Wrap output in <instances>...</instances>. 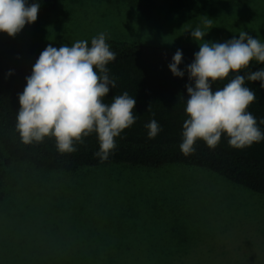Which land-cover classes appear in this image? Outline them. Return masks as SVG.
Instances as JSON below:
<instances>
[{"label": "rangeland", "instance_id": "374dc122", "mask_svg": "<svg viewBox=\"0 0 264 264\" xmlns=\"http://www.w3.org/2000/svg\"><path fill=\"white\" fill-rule=\"evenodd\" d=\"M197 26L201 41L190 35ZM241 31L264 43V0H62L15 37L0 32V49L72 46L101 32L106 40L199 48ZM5 171L0 264H79L97 250L81 247L87 242L175 255L163 264H264V195L206 169L120 165L66 174L19 162Z\"/></svg>", "mask_w": 264, "mask_h": 264}, {"label": "clouds", "instance_id": "9594fccd", "mask_svg": "<svg viewBox=\"0 0 264 264\" xmlns=\"http://www.w3.org/2000/svg\"><path fill=\"white\" fill-rule=\"evenodd\" d=\"M39 9L38 3L29 4L28 0H0V32L15 37L27 24L37 21ZM204 23L211 24V20ZM190 35L201 41L206 33L197 26ZM194 56L186 67L190 82L186 85L187 119L183 123L181 152L185 156L194 153L198 140L215 149L225 134L229 145L236 149L264 140V132L248 111L255 93L245 86L247 79L259 81L264 88V69L236 75L224 87L213 90L216 81L248 69L252 61L264 64V43L241 31L238 38L199 43ZM115 59L116 53L110 50L104 32L91 39L90 47L87 40L59 48L49 44L26 77L23 92L18 94L20 108L15 127L22 143L39 144L45 138H54L59 153H73L78 151L77 144L85 143L84 137L95 133L99 151L94 155L101 162L107 160L117 147L116 138L136 122L133 110L137 102L128 92L114 96L110 104L104 102L110 86L116 87L106 67ZM182 62L183 52L177 49L168 65L176 77L185 75L179 67ZM145 127L149 139L162 130L155 119Z\"/></svg>", "mask_w": 264, "mask_h": 264}, {"label": "trees", "instance_id": "16d2710c", "mask_svg": "<svg viewBox=\"0 0 264 264\" xmlns=\"http://www.w3.org/2000/svg\"><path fill=\"white\" fill-rule=\"evenodd\" d=\"M62 0H28L38 3L39 13H51ZM116 59L106 66L110 79L116 87L111 88L104 98L106 104L116 95L124 92L136 99L133 115L136 122L126 128L116 138L117 147L103 162L94 155L99 151L95 133L84 137L83 145L77 144L78 151L61 154L57 151L54 138H45L43 143L25 145L16 131V117L20 108L18 94L26 86V77L31 75L32 67L44 49H0V202L5 200L6 171L12 163H26L47 172L75 174L81 169H97L108 166H129L147 170L166 166H191L206 169L229 182L244 187L254 193L264 195V140L251 146L236 149L229 145L227 135H223L215 149H210L198 140L196 151L185 156L180 150L185 112L187 89L190 82L186 71L199 51V48L146 46L137 43L106 40ZM89 47L91 42H88ZM177 49L183 52V62L179 65L185 71L183 78L176 77L169 69ZM264 69V64L252 61L249 68L240 73L232 72L224 80L216 81L213 90L224 87L236 75ZM12 75H9V72ZM99 73V70H96ZM245 86L254 91L256 99L249 106L261 132H264V88L259 81L245 80ZM151 105V110L148 111ZM155 119L161 131L154 139H149L145 127ZM81 247L91 251L79 264H163L174 261L175 255L151 256L129 254L125 250L100 251L94 242ZM87 248V249H88ZM83 248H78L81 250Z\"/></svg>", "mask_w": 264, "mask_h": 264}]
</instances>
